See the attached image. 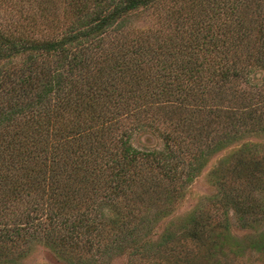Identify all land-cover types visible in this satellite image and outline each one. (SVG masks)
Returning <instances> with one entry per match:
<instances>
[{
  "label": "trees",
  "instance_id": "obj_1",
  "mask_svg": "<svg viewBox=\"0 0 264 264\" xmlns=\"http://www.w3.org/2000/svg\"><path fill=\"white\" fill-rule=\"evenodd\" d=\"M162 1L0 0V259L35 239L98 254L138 244L149 195L264 123V0H169L160 31L135 32L132 17ZM153 126L162 148L132 145ZM248 143L227 165L224 222L262 208L264 161ZM205 216L186 238H203Z\"/></svg>",
  "mask_w": 264,
  "mask_h": 264
},
{
  "label": "rangeland",
  "instance_id": "obj_2",
  "mask_svg": "<svg viewBox=\"0 0 264 264\" xmlns=\"http://www.w3.org/2000/svg\"><path fill=\"white\" fill-rule=\"evenodd\" d=\"M168 4L169 0H164L132 17L134 31H160L166 17L163 7L168 8ZM41 25H30V31L39 35L43 31ZM257 123L242 129L235 139L231 137L220 149L206 154L200 170L182 188L164 194L158 189L159 192L149 195L154 199L149 204L151 222L140 233L138 244L128 241L123 247L110 245L106 252L98 254L93 250L90 252L89 246L82 241L62 248L54 241L28 240L19 246L17 253L10 255V261L1 258L0 264H264V182L259 180L253 189L250 188L262 205L258 214L241 217L228 208L224 222L222 208L218 205L219 199L229 192L225 180L232 153L235 155L243 143L249 142L250 146L257 145L256 152L264 161V123ZM160 125L163 130L167 123L160 122ZM130 141L141 150L163 146L161 134L154 126L136 129ZM260 179L264 181V178ZM106 214L112 218L114 212L107 210ZM204 214L215 220L207 221L203 238L199 241L186 238L191 218ZM224 227L228 237H220L221 241L217 240L218 246L214 248L209 243L216 239L218 229L223 228L224 232Z\"/></svg>",
  "mask_w": 264,
  "mask_h": 264
}]
</instances>
